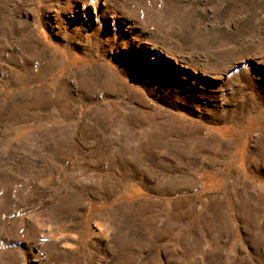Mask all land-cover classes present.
<instances>
[{"label":"rangeland","instance_id":"374dc122","mask_svg":"<svg viewBox=\"0 0 264 264\" xmlns=\"http://www.w3.org/2000/svg\"><path fill=\"white\" fill-rule=\"evenodd\" d=\"M0 264H264V0H0Z\"/></svg>","mask_w":264,"mask_h":264},{"label":"crops","instance_id":"0c3cea01","mask_svg":"<svg viewBox=\"0 0 264 264\" xmlns=\"http://www.w3.org/2000/svg\"><path fill=\"white\" fill-rule=\"evenodd\" d=\"M119 160H121V159H119ZM179 179V178H178ZM175 180V179H173V180H171V181H167L166 182V180L165 181H163L162 182V184H160V187L164 190V189H166V190H175V189H177V188H179V187H186V188H190V187H193V186H195V184H194V182H192L191 183V185H185L184 183H183V179L180 181V179L179 180ZM190 181V180H189ZM175 182H177V183H175ZM179 182V183H178ZM181 182V183H180ZM174 183L176 184V185H174ZM178 184V185H177ZM185 185V186H184ZM183 198H186V196H183ZM172 206L174 207V208H176L177 207V209H179V210H184V211H189L190 210V208H191V206L190 205H188L187 203H186V201H181L180 199H177L173 204H172Z\"/></svg>","mask_w":264,"mask_h":264},{"label":"bare ground","instance_id":"6f19581e","mask_svg":"<svg viewBox=\"0 0 264 264\" xmlns=\"http://www.w3.org/2000/svg\"><path fill=\"white\" fill-rule=\"evenodd\" d=\"M262 133V132H261ZM208 142H210V143H213V142H216V140H215V137L214 136H211V137H209L208 138ZM184 177V176H183ZM186 177H184V178H180V181L182 180L183 181V183L185 184V185H190L192 182H190L189 180H187V178L185 179ZM179 180V179H178ZM175 183H177V182H175ZM174 183V185H176ZM179 183V182H178ZM181 183V182H180ZM108 184H110V183H108ZM178 185V184H177ZM184 185V186H185ZM108 186V185H107Z\"/></svg>","mask_w":264,"mask_h":264}]
</instances>
